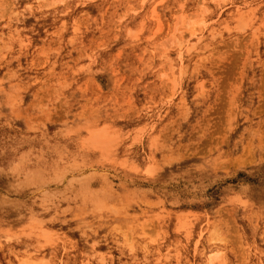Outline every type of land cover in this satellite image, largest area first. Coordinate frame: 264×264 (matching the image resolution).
<instances>
[{"label":"rangeland","instance_id":"obj_1","mask_svg":"<svg viewBox=\"0 0 264 264\" xmlns=\"http://www.w3.org/2000/svg\"><path fill=\"white\" fill-rule=\"evenodd\" d=\"M0 264H264V0H0Z\"/></svg>","mask_w":264,"mask_h":264}]
</instances>
